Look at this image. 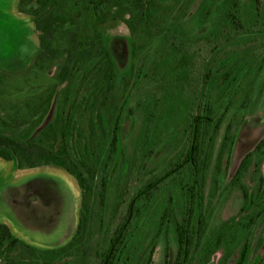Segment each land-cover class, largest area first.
<instances>
[{
    "label": "trees",
    "instance_id": "16d2710c",
    "mask_svg": "<svg viewBox=\"0 0 264 264\" xmlns=\"http://www.w3.org/2000/svg\"><path fill=\"white\" fill-rule=\"evenodd\" d=\"M118 6L131 11L126 23L131 32L135 82L146 81L162 89L136 103L143 116L130 158L122 149L128 101L121 102L118 97L117 66L102 30L116 19ZM19 8L33 18L39 35L40 52L32 67L40 69L46 61L62 59L58 78L67 81L68 87L47 123L55 95L50 93L40 105L46 107L47 114L40 120L44 127L35 138L20 141L0 133V157L15 161L19 169L62 167L76 178L82 191L79 222L73 238L59 251H78V264H89L91 245L86 238L94 217L103 227L111 167L120 160L119 185L134 174L139 185L123 220L98 250V264L130 262L135 255L132 249L138 252L145 231L153 233L145 251V264H151L159 238L171 227L177 240L173 264H207L217 249L240 242L238 233L245 238L238 264H245L247 236L264 214V177L252 193L241 179L252 160L264 156V137L241 160L233 180L243 193L242 210L249 221L225 224L215 240L206 243L205 187L228 110L243 91L247 103L264 69V7L259 0H254V11L249 13L243 10L241 0H202L201 23L212 14L217 20L208 33L194 38L172 25L169 6L156 0H20ZM58 32L67 37L63 47L55 44ZM157 41L155 54L159 58L153 60L148 50ZM172 132L179 140L172 149V160L162 171H154L150 161ZM234 138L229 123L217 154L219 165ZM18 244L29 247L7 224L0 223V246Z\"/></svg>",
    "mask_w": 264,
    "mask_h": 264
},
{
    "label": "rangeland",
    "instance_id": "374dc122",
    "mask_svg": "<svg viewBox=\"0 0 264 264\" xmlns=\"http://www.w3.org/2000/svg\"><path fill=\"white\" fill-rule=\"evenodd\" d=\"M156 1L169 6L172 25L191 38L208 33L216 23L215 14L201 23L199 6L202 0ZM16 2L17 0H0V133L27 141L35 138L37 131L44 127L40 120L47 113L44 105L40 107L42 102L50 93L55 95L52 109L46 118L47 123L54 117L63 100L68 82H62L58 78L63 63L60 58L44 62L40 69L32 67L40 52L39 45L35 46L32 39L36 34V27L31 16L20 14L16 9ZM241 3L246 13L254 11V0H241ZM259 3L263 8L264 0H259ZM33 5H36V1ZM115 14L116 19L103 25L102 30L117 66L118 97L121 102L128 101L123 122L122 149L130 158L143 116L136 103L151 91L158 92L162 89L153 88L146 81L135 82L131 32L126 23L131 11L126 6H118ZM66 38L64 33L58 32L56 46L63 47ZM143 40L145 41V36ZM158 44L159 41L155 42L148 50L149 57L153 60L159 58L155 54ZM78 87L77 83L75 91ZM243 95L244 91L228 110L208 171L205 187L208 229L203 240L205 243L215 240L218 231L225 224L231 225L238 219L244 223L249 221L248 213L242 210L243 193L233 184V180L241 160L264 137V69L255 92L247 103ZM75 121H79V118ZM229 123L235 133L234 143L219 165L217 154L225 127ZM176 136L177 133L172 132L166 137L150 161L152 170L162 171L169 166L172 149L179 141L175 139ZM181 150L182 146L178 151ZM119 161H115L111 167L109 200L101 223L103 227H100L98 217H94L91 234L86 238L91 245L88 250L89 264H98V250L103 248L106 237L123 220L127 204L139 185L138 175L135 174L119 185ZM262 176L264 177V156L252 160L241 182L249 192H256ZM81 197L82 191L76 178L62 167L43 165L27 168L22 172L14 161H6L0 157V223L7 224L15 237L35 250L34 252L20 244L15 247L0 246V264H78L81 258L78 251L59 250L67 246L76 233ZM238 234L236 237H239L240 242L232 247H220L207 264H238L245 243V238L241 237L243 235ZM152 236L151 231L144 232L139 240L138 252L135 248L132 249L136 256H132L126 264L146 263L145 251ZM247 239L249 248L245 264H264V214L258 218ZM176 252L177 240L174 228L171 227L168 234L159 238L151 264H173Z\"/></svg>",
    "mask_w": 264,
    "mask_h": 264
},
{
    "label": "crops",
    "instance_id": "0c3cea01",
    "mask_svg": "<svg viewBox=\"0 0 264 264\" xmlns=\"http://www.w3.org/2000/svg\"><path fill=\"white\" fill-rule=\"evenodd\" d=\"M19 1L20 0H17V2H16V9L20 12V14H22V15H26L25 13H23V12H21L20 11V9H19ZM26 16H29L28 14L26 15ZM33 19V18H32ZM34 23V22H33ZM34 27H35V24H34ZM35 32H36V34L34 35V37L32 38L33 39V41H34V44H35V46H38L39 48H40V43H39V35H38V32H37V30H35ZM15 162V161H14ZM16 163V162H15ZM27 168H24V169H20V170H22V172H24V170H26ZM11 229V228H10ZM12 231V230H11Z\"/></svg>",
    "mask_w": 264,
    "mask_h": 264
}]
</instances>
